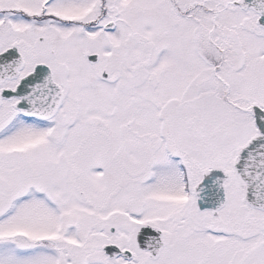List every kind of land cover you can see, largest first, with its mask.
I'll return each mask as SVG.
<instances>
[{"label":"snow or ice","instance_id":"1","mask_svg":"<svg viewBox=\"0 0 264 264\" xmlns=\"http://www.w3.org/2000/svg\"><path fill=\"white\" fill-rule=\"evenodd\" d=\"M0 264H264V0H0Z\"/></svg>","mask_w":264,"mask_h":264}]
</instances>
